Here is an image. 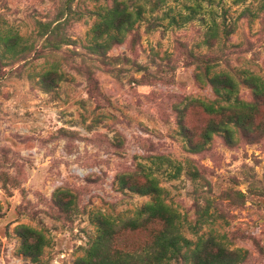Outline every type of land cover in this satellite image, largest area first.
Instances as JSON below:
<instances>
[{
    "label": "rangeland",
    "instance_id": "rangeland-1",
    "mask_svg": "<svg viewBox=\"0 0 264 264\" xmlns=\"http://www.w3.org/2000/svg\"><path fill=\"white\" fill-rule=\"evenodd\" d=\"M115 1L140 17L94 38ZM221 71L237 85L218 96L208 78ZM246 72L264 80V0H0V264H77L98 216L152 200L123 187L129 174L156 178L192 242L166 264H193L211 237L239 252L230 264H264V132L202 137L214 116L200 101H251ZM20 225L43 235L38 255L20 251ZM155 227L116 245L141 247Z\"/></svg>",
    "mask_w": 264,
    "mask_h": 264
},
{
    "label": "trees",
    "instance_id": "trees-1",
    "mask_svg": "<svg viewBox=\"0 0 264 264\" xmlns=\"http://www.w3.org/2000/svg\"><path fill=\"white\" fill-rule=\"evenodd\" d=\"M122 1H115L105 14L101 15L98 22L92 26L94 38H100L103 34L116 36L122 31L132 28L134 21L140 17V10L135 14L127 9ZM19 36L12 35L7 38L14 45ZM98 45V44H97ZM208 82L214 92L228 95L235 90L237 82L227 72H215L209 76ZM243 82L253 90V99L249 102L240 98L227 105H213L200 101L204 110L214 117L208 121L202 137L205 141L211 138L212 133L220 131L227 144L235 143V131L248 135L264 132V122H254L255 114L264 104V80L256 74L246 72ZM264 119V115H263ZM191 140L189 139L188 142ZM197 146L191 145V149ZM141 183L133 179L131 174L122 178L123 187L130 190L150 194L152 200L139 207L135 214L120 220L108 216H98L96 223L97 234L92 240L85 256L77 259V264H166L171 259L185 255L189 251L192 242L179 232L177 224L178 213L165 204L161 198V190L156 178L145 174ZM158 227L150 229L149 239L141 246L133 250L118 248L116 243L120 234L126 230L147 229L149 225ZM18 235L22 238L20 251L24 255L36 256L43 245V235L26 225L18 226ZM190 249L193 264H230L239 261L242 257L239 252L229 251L213 237L199 238ZM216 246V247H215Z\"/></svg>",
    "mask_w": 264,
    "mask_h": 264
}]
</instances>
